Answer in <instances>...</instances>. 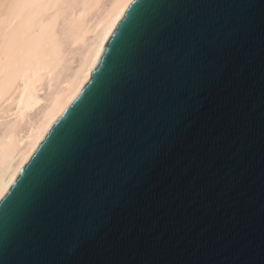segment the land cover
I'll return each mask as SVG.
<instances>
[{
	"label": "water",
	"instance_id": "water-1",
	"mask_svg": "<svg viewBox=\"0 0 264 264\" xmlns=\"http://www.w3.org/2000/svg\"><path fill=\"white\" fill-rule=\"evenodd\" d=\"M0 264H264V0H133L0 201Z\"/></svg>",
	"mask_w": 264,
	"mask_h": 264
},
{
	"label": "bare ground",
	"instance_id": "bare-ground-1",
	"mask_svg": "<svg viewBox=\"0 0 264 264\" xmlns=\"http://www.w3.org/2000/svg\"><path fill=\"white\" fill-rule=\"evenodd\" d=\"M133 0H0V201Z\"/></svg>",
	"mask_w": 264,
	"mask_h": 264
}]
</instances>
